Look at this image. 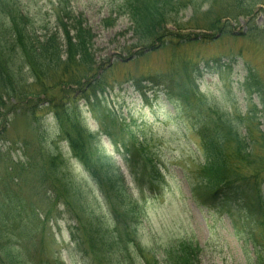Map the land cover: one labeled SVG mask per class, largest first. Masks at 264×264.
I'll list each match as a JSON object with an SVG mask.
<instances>
[{"label": "rangeland", "instance_id": "obj_1", "mask_svg": "<svg viewBox=\"0 0 264 264\" xmlns=\"http://www.w3.org/2000/svg\"><path fill=\"white\" fill-rule=\"evenodd\" d=\"M3 1L0 0V5ZM7 1L9 8L21 11L24 22L29 23V28L32 26L31 31L36 35L58 31V21L66 14L79 17L84 26L91 28L95 34L93 51L96 61H109L111 65L115 63L114 69L108 73V78L113 73L111 76L115 79L108 80L112 88L106 89L103 95L98 94L97 101H93L91 107L84 95L77 97L75 94L74 98L68 95L71 97L68 101V96L60 93L63 87L50 96L58 97L60 111L67 110L72 116L79 117L80 122L84 126L87 124L91 131L99 130V119L100 123H104L108 136H101L94 156H106L118 164L126 176L132 197L139 204L136 236L133 243L126 244L132 260L127 261L123 247L121 250L116 247L113 254L118 258V264H146L147 260L152 262L153 259L165 264L168 254L182 243L194 245L201 264H263V230L239 214L230 218L200 206L193 197L192 183L196 182L197 169L204 164L196 131L200 123L195 113L199 114L202 110L203 119L209 117L211 110H215L235 118L236 129L244 135L245 131L250 132L247 126L254 136L259 132L264 133V118L259 117L262 114L260 110L264 113V96L249 97L243 86L246 80L253 77L259 87H264V38L250 39L246 36L249 18L236 9L238 4L242 8L255 3L252 12L256 19L253 23L264 27V0H179L187 7L178 17H174L179 22L174 19L172 21L189 28L190 24H187L193 19L190 26L192 29L179 33L197 35L198 38L187 44L165 45L133 61L129 58L139 50L135 48L137 42L129 29L130 20L122 11L126 0ZM211 1L215 2L213 13L205 15L212 5ZM217 17H221L218 29H209V22ZM167 27L178 33L176 28ZM181 59L192 63L190 68L199 71L196 85L200 99L206 105L202 109L197 108L195 113L188 114L182 108L175 109L162 93L156 99V89L146 91V96L143 97L134 83L126 80L134 79L140 82L138 86L151 88L149 81L155 76L176 73L180 69ZM19 64L16 74L21 69L28 83H32L27 67L22 66L20 61ZM106 80L103 79L102 83L105 84ZM37 91L41 93L39 89ZM24 95L18 100L25 98ZM43 98L45 97L42 96L41 99ZM37 100L35 97L33 105H37ZM12 102L14 100L8 101L6 108L0 109V173L5 169L4 161H8L7 166L17 169L16 174L19 176L16 177L22 179L19 192L24 202H35L43 219L42 214L50 207L39 191L36 176L23 170L33 161H44V149L54 153L59 151L57 147L60 146L65 167L90 192L87 200L89 212L99 217L108 216L100 193L82 165L70 158L71 152L67 143L62 141L61 129L53 114L40 106L41 121L36 126L24 118L30 111L29 106L19 104L13 108ZM105 112H110L111 116L105 118ZM241 115L251 121L241 122L236 118ZM5 120L8 123L3 128ZM141 143L153 151L165 177L163 186L153 193L148 190L140 193L124 166V148H131L133 144L139 146ZM232 145L230 143L228 147ZM250 149L254 158H264V149L260 146L251 145ZM36 165L38 164H32ZM259 166H262L261 161L256 160L254 167L260 169ZM261 191L264 195V187ZM93 196L99 205L92 199ZM28 208L26 210L29 214ZM63 210V206L57 207V211L53 212L58 216L50 218L47 224L51 227L53 244L45 245L46 253L41 250L40 229L33 223L36 230L32 233L34 244L29 253L24 252L26 261L31 257V264H47L46 258L51 261L53 254H59L63 264H94L92 258H85L83 251L86 246L77 248L72 242L74 224Z\"/></svg>", "mask_w": 264, "mask_h": 264}, {"label": "trees", "instance_id": "obj_2", "mask_svg": "<svg viewBox=\"0 0 264 264\" xmlns=\"http://www.w3.org/2000/svg\"><path fill=\"white\" fill-rule=\"evenodd\" d=\"M7 2L4 0L0 5V109L6 108V104L11 100H14L11 103L13 108L19 104L27 105L30 111L24 118L39 126L40 106L47 108L59 124L62 141L67 143V148L71 152L70 158L82 165L100 193L108 216L99 217L89 212L87 200L90 192L86 189L87 186L80 184L73 173L65 167L60 146L57 147L59 151L54 153L44 149V161L41 159L36 163L33 161L23 170L36 176L39 191L50 207L42 214L43 219L37 211L35 202L25 203L20 196L19 186L22 179L16 177L19 176L16 174L17 169L7 166L8 161H4L5 169L0 173V264H31V257L26 261L24 252L29 253L33 247L32 233L36 231L34 222L40 229L41 250L46 253L45 245L53 244L51 227L47 224L50 218L55 219L58 216L53 211H57L59 206L64 207L63 211L74 224L71 232L72 242L77 248L86 246L83 251L85 258H92L94 264H118V258L114 257L113 251L116 247L120 250L123 247L127 261L131 262L132 256L126 244L133 243L136 236L139 204L132 197L133 193L128 187L126 176L118 164L110 157L108 159L106 156H94L101 136H108L106 127L99 119V132L91 131L87 124L84 126L80 122L79 117L72 116L73 114L67 110L60 111L58 97L50 96L63 87L61 94L71 95L73 98L75 94L77 97L84 95L88 105H93L91 103L97 101L98 94L103 95L106 89L112 88L108 80L115 79L111 76L113 73L108 78V73L114 69L115 63L111 65L109 61L107 63L96 61L93 51L95 34L91 28L84 26L83 20L79 17L66 14L58 21V31L36 35L31 31L32 26L29 28V23L24 22L21 11L9 8ZM211 4L205 15L213 13L215 2ZM255 5L251 3L250 7L242 8L240 4L236 5L238 12L249 18L247 23L249 31L246 36L250 39L264 38V27L253 23L256 19L252 12ZM186 7L187 5L179 0H126L122 11L124 10V16L130 20L129 29L137 42L135 48L139 50L129 60L144 57L148 52L165 45L177 46L196 40L197 35L179 33L192 29L190 26L193 19L187 24H190L189 28H186L188 27L186 25H178L179 20L174 19ZM220 18L212 19L208 24L209 29H218ZM167 26L176 28L178 33L168 30ZM18 60L22 66L27 67L32 83H28L21 69L16 74ZM191 64L182 60L176 73L155 76L154 79L148 80L151 85L148 89L138 86L139 81L128 78L126 80L132 81L143 97L146 96V91L156 89L154 90L156 99H159V93H162L175 109L182 108L188 114L195 113L197 108L202 109L206 103L200 99L196 85L199 71L190 68ZM103 79H107L105 84L102 83ZM243 86L249 97L255 95L257 98H263L264 87H259L253 77L246 80ZM74 87L76 89H73ZM22 95L25 98L18 100ZM42 96L45 98L41 99ZM35 97L38 98L37 105H33ZM71 97H67L68 101ZM260 112L262 114L259 117L264 118L263 111ZM195 114L200 123L196 131L204 164L197 169L196 182L192 183L194 199L200 206L216 214L230 218L237 214L243 216L262 229L264 236V195L261 191L264 187V158H254L250 149L251 145L264 149V133L259 132L254 136L247 126L250 132L244 130V135L236 129L235 118L215 110H211L209 117L203 119L202 110ZM104 115L105 118L111 116L110 112H105ZM244 117L236 116L241 122L251 121L250 118L247 117V120ZM7 123L5 120L3 128ZM230 143L233 145L228 147ZM124 149V166L132 183L140 189V193L144 190L152 193L159 191L165 177L153 151L146 148L144 143L139 146L133 144L131 148ZM256 160L261 161L260 169L254 167ZM94 198L93 196L92 199ZM94 200L99 205L98 201ZM26 208L29 209V214ZM193 246L192 243H182L174 247L168 254L165 264H201L197 249ZM46 261L47 264L64 263L59 254L57 256L53 254L52 260L46 258ZM146 264L160 262L153 259L152 262L147 260Z\"/></svg>", "mask_w": 264, "mask_h": 264}]
</instances>
